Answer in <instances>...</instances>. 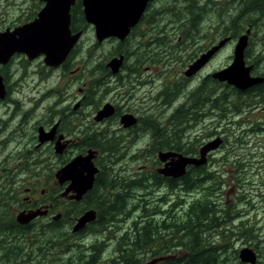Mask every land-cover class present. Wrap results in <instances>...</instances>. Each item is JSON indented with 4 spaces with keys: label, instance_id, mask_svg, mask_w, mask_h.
Listing matches in <instances>:
<instances>
[{
    "label": "rangeland",
    "instance_id": "rangeland-1",
    "mask_svg": "<svg viewBox=\"0 0 264 264\" xmlns=\"http://www.w3.org/2000/svg\"><path fill=\"white\" fill-rule=\"evenodd\" d=\"M187 1L179 0L176 5L177 7H174V10L169 12V16L164 15L163 19V22H166L168 35L162 40L165 43L162 48L165 47L169 50V44L172 47L168 57L169 59L171 56L175 58L174 62L177 64V69H172V73L176 75L174 79L178 81L172 83V78L171 82L169 80L168 84L164 86V78L166 77L167 80L169 68L160 66V63L157 62L159 60L155 59L151 61L155 67L152 69V72L149 71L151 78H154L155 81L148 82L145 86L147 90L145 88L142 89L145 92V96L149 95V90L153 91V95L151 96H156L159 89L165 88L168 92L169 88L173 87V92H170L171 100H173L170 103L171 106L166 107L158 98H152L150 101L147 99L151 107L150 111L146 113L155 117L152 120L160 116L153 113L161 112V116L165 119L178 107V110L187 109L188 107L181 108L180 106L192 102V94L199 90L202 76L210 72L213 74L222 70L229 63H232L237 40L247 30H250V33L248 45L245 49L246 64L252 67L251 75L254 77H258V73L264 71V13L259 9L250 11L245 9L247 4L252 0H195L196 4L203 8L202 11L200 10V13L198 8L191 7L192 10H190L187 6ZM257 2L259 1L257 0ZM40 9L41 2L39 0H0V23L6 26L10 24L13 26L22 24L27 19L36 16ZM240 9L244 10L242 15L239 13ZM159 18L160 15L157 19ZM239 20L242 22L239 23ZM248 20L250 21L248 22ZM238 27H240V31L236 33L234 30ZM230 30L232 35L237 39L228 42L198 76L186 80L184 72L187 71V65L191 60L193 51L199 50L200 52L206 50L214 42H220L221 39H225L224 34H228ZM179 38L183 41L177 40ZM95 43V35L92 29H89L71 65L72 68L82 65L84 72L81 74L72 75L70 71L63 73L62 69L48 70L42 66V59L32 62L30 66H27V71L15 69V80L11 82L13 85L11 95L13 97L9 102L0 101V178L3 174H8L10 177V180L7 182H0V195L4 197V202L7 204L15 201V199L12 200L11 195L7 194L6 188L9 186L8 182H12V185L20 188L21 198L28 196L26 187L37 188L32 193H35V197L44 198L45 196L42 194L43 186L46 190H52L57 184L55 172L59 169L65 156L62 157L60 154H56L54 149L49 146L45 148L35 147L37 144V124L45 123L49 120L50 116L55 115L60 109L69 104L70 100H73V97H78L80 87L90 88L92 86L90 85L91 81L97 80V75L94 72L95 67L97 68L109 62L115 51L116 44L112 45V42L108 41L96 45ZM89 54H92V56H88ZM158 57L156 56V58ZM256 58H258V61ZM13 67L15 68V66ZM99 74L101 76L102 72H99ZM162 76L165 77L163 78ZM115 92L116 90L108 93H97L98 95L94 99L99 101L98 105H102L105 102L102 100L111 98L115 95ZM199 93L200 91L194 94L193 100L200 98V102L204 100L209 101L205 95L201 96L202 92ZM212 97L214 103H216V95L214 94ZM228 102L229 104L226 105L228 106L227 113L223 114L225 116H221V111L215 109V112L211 113L210 117L206 120L205 118L208 114L197 123L190 121L189 124L196 127L195 129L194 127L188 128L184 136L186 141H192L196 136L199 138L200 134L212 131L214 126H217V123L221 122L223 124L222 127L218 125L219 129H217L216 133L222 135L225 131L223 136L227 138V145L221 150L212 153L211 157L208 158V164L211 163L209 166L211 168L214 166L215 170L219 173L221 172L225 176H221V180L227 182L219 192L218 197L222 202L226 198L225 191L229 192V199L235 198V193L233 194L232 188H229L231 186L230 176L232 177V181L234 179V170L231 168L234 161L242 163V169L239 174L244 175L242 181L244 182V186L239 192L243 200L240 204L239 202L235 204L239 212L235 214L232 224L233 227L242 228L245 235L243 233L239 234L241 230L234 228L232 230V234L234 235L230 237L228 243H231L233 248L238 250L245 246L253 248L257 253V264H264V111H262L264 102L257 103L255 101L250 106L239 104L240 108L237 112L234 110L235 105L231 103V100ZM120 104L123 105L122 103ZM85 110L89 115L88 120H92L91 113L94 107L90 105ZM174 114H172L173 119ZM157 120L161 123L160 117ZM149 141L150 138L146 137L141 141L139 147L143 148L144 144ZM156 145L146 150L135 148L130 151H122L123 159H121V164L118 165L119 170L117 171L130 177L155 170L154 166L157 164L156 160H158ZM222 159L223 163H217V161ZM146 165L147 167L141 169L142 166ZM225 169H229V171ZM234 174L236 175V173ZM11 176H19L21 182L12 181ZM138 191L143 192L141 189ZM155 192H152V187L149 188L147 193L143 194L145 197L142 199L146 200L150 207L152 203L158 205L161 203L162 210L165 211L172 206L171 209L177 212H182L184 199L191 200L200 193L193 192L187 194L179 189L170 191L165 186L157 188ZM159 197L165 198V200L158 203ZM236 199L235 201H239V199ZM46 200H48L47 197ZM144 205L146 208L149 207L146 204H141L142 210H138L133 217H127L120 221L117 230L110 233L111 239L109 241H107L108 239L104 233L91 230L83 238L77 239V242H81L82 245L74 247L72 254L88 257L95 251L96 247H99L104 248L100 257L98 256L101 259L99 264H108V260L112 258L116 261H121L119 258L121 251L124 249L118 239L126 234L135 218L138 219V216L141 215L140 212L145 208ZM64 206L66 207V205L59 204L55 214L62 212ZM0 214H6L4 218L7 220L13 216H17L13 214L10 208L6 209V211L0 209ZM66 221L65 219L64 222ZM241 221L244 222L243 226L241 225ZM68 228L63 227V231H66ZM131 240H129V243ZM163 241L170 243L178 242L177 239H171L168 236ZM163 241L157 240L152 246L141 252V254L137 253V256L142 260L141 263L150 260L151 256H147L151 254V249L155 247L160 249ZM124 243L127 242L124 241ZM26 247L28 250L34 249L31 243L26 245ZM174 248L176 251L180 247L175 246ZM180 252H183L182 249H180ZM68 255L65 254V256ZM61 256L63 257V254ZM228 260L226 264H237L231 255L228 257ZM0 264H12V262H0ZM31 264H42V260L34 259Z\"/></svg>",
    "mask_w": 264,
    "mask_h": 264
},
{
    "label": "flooded vegetation",
    "instance_id": "flooded-vegetation-1",
    "mask_svg": "<svg viewBox=\"0 0 264 264\" xmlns=\"http://www.w3.org/2000/svg\"><path fill=\"white\" fill-rule=\"evenodd\" d=\"M136 1L142 6L141 13L133 17L132 24L127 27L126 30L128 31L127 33H124L125 35L122 33L123 31H118L119 33H112L110 31V33H106L107 35L105 34L106 36L103 35L102 37H99L94 23H91L87 20L86 14L84 12V1L75 0V3L72 5L70 10V30L71 35L78 34V37L66 59L58 66L47 64L46 53L41 51V48L29 49L23 45V47L11 49L3 58V60H6L5 62L2 59L0 61V76L2 77L5 90V95L0 97V101L9 102V100L13 97V95H11L13 87L11 82L15 80V69L27 71V66H30L32 62L40 61L42 59V66H44V68L52 71L55 69H62L63 73L70 71L72 75H76L77 73L81 74L84 72L82 65L76 66L75 68H72L71 65L72 60L76 58L80 44L89 29H92V32L95 35V45L104 41L112 42V45H114V43L116 44L114 49L115 51L109 62L113 58L122 59V62L116 71L113 70V67L109 64V62L97 68L95 67L94 72L97 75V80L91 81L90 85L92 86L90 88L80 87V94L78 97H73V100H70L69 104L60 109L55 115L50 116L48 118L49 120L45 123L37 124V144L35 147L45 148L46 146H49L54 149L56 154H60L62 157L65 156V159L60 164L59 169L68 164L74 157L86 155L89 150L95 151L94 157L92 159L93 166L95 167L92 186L83 193L80 199H77L76 191L71 189L69 192H67V188L70 187L72 180L67 179L63 183L58 181L56 174L59 169H57L55 172L57 184L52 190H46L43 186L42 194L45 196L44 198L35 197V193L32 192L37 188L34 187H26L28 196L21 198L19 190L20 188L18 186L12 185V182L7 183L9 186L6 184V190L7 194L11 195L12 200L15 199V201H11L9 204H7L4 202V197L0 195V209H3V211H6V209L10 208L14 215H18L23 211L38 209L43 212V214L37 215L36 218L27 223L19 222L17 216L13 217L17 226H20L24 230L32 231L30 234H25L24 237L28 239L33 238V240H35L34 246L36 258L41 259L42 264H65L67 260L66 258L69 257L71 253V249L82 245L81 242H77V239L83 238L91 230L104 233L105 237L108 239L107 241L111 239L110 233L117 230V227L120 225V218L114 217L105 223L100 217L101 215H99L98 209L91 204L95 203V206H101L104 198H107L108 196L113 197L116 195L117 184L114 180L112 183H109L107 176L114 174L117 170H119L118 165L121 164V159H123L121 158L119 152L130 151L135 148L146 150L158 144L156 145L158 153L159 151L180 152L188 149H196L197 154L186 155L199 157L201 156L200 152L204 145L213 143L216 140H220L219 145L216 148L208 151L206 154L205 163L208 164V158L211 157V154L221 150L227 145V138L223 136L225 131L222 135L216 133L217 129H219L218 125L220 127L223 126L221 122L217 123V126H214V128L212 126V131H206L205 133L200 134L199 138L196 136L192 141H186L184 136L185 131L188 128L194 127L195 129L196 127L189 124L190 121L197 123L201 118H204L206 114H208L205 118L206 120L208 117H210L211 113L215 112L216 103H214L212 96L214 94L216 95L215 81L217 78H214L211 72L204 74L201 78V83H203L201 87L205 89L204 92H211L212 96L206 98L209 99L210 104L209 101L204 100L203 102H200V99L196 98L190 104H183L180 106L181 108H192H190L191 113L188 116L187 121H185L183 127L177 130V133L172 114L175 113L173 117L176 118L179 115V111L181 110H178L179 107L165 119H163V116H161V112H150L154 115H160L158 117H160L161 123L157 120L158 117L155 120H152V118L154 119L155 117L146 113L150 111L151 106L148 104V101L152 100V98L160 99L162 104L166 105V107L169 106L173 101L171 100L172 97L170 95V92H173L172 86L169 88L168 92L165 88L159 89L156 96H151L153 95L152 90H149V95L145 96V92H143L142 89H146L145 86L148 84V82L155 81L154 78H151V74H149V71L152 72V69L155 67L151 63V61H154L155 59L159 60L157 62L160 63V66L169 68V73L167 72V80L165 76H162L163 78L165 77L164 86L168 84L169 80L171 82L172 78V83L178 81L174 79L176 75L172 73V69H177V64L174 62L175 58L174 56H171L170 59L168 57L172 47L169 44V50L165 47L162 48V46L165 45L162 40L168 35L166 22H163L164 15L169 16V12H172L174 7H177L176 5L179 0ZM168 1L169 3H167ZM39 2H41V9L37 12L36 16L29 18L22 24L16 26L11 24L6 26L3 23H0V33H8L9 31L11 34H13V31L16 28L24 26L25 24H28L29 22H32L34 19H36L39 12L46 5L45 0H39ZM187 2L188 7L196 8L198 6L195 0H188ZM156 10H158L160 13ZM159 15L160 18L157 19ZM228 34H224L225 38H229L228 42L237 39L232 35L231 30ZM13 35V38H20L18 34ZM177 40L180 42L183 41L181 38ZM168 43H166V45H168ZM218 43L219 42H214L212 46L206 50H210ZM226 44L217 52H215L202 68L192 74H187V71L191 68V66L201 57L202 54L206 53V50L200 52L199 50H194L191 60L187 65V71L184 72L186 76L185 79L190 80L198 76L201 71L205 69L207 64L213 59V57L226 46ZM88 56H92V54H89ZM156 56L159 57L156 58ZM19 58H21V60H19ZM228 65H230V63ZM13 66H15V68ZM225 67L226 66H224V68ZM99 72H102L103 75H98ZM182 78L184 79L183 76ZM225 82L230 84L228 81ZM100 89L102 90L100 91ZM114 90H116L115 95H113L111 98L103 99L102 101L105 102L102 105H98L99 101L95 100L94 98L99 93H108L111 91L114 92ZM228 94L229 95L226 97V102L231 100V94ZM147 99L149 100L147 101ZM107 104L110 105L108 107H111L112 110L107 115H102V118L98 119L99 111ZM227 104H229V102L226 103V105ZM90 105L94 107V110L91 113L92 120H88V112H85V109H87ZM227 108L228 106H226V111L224 114L227 113ZM262 111H264V107L262 108ZM221 116L225 115L222 113ZM146 137H149L150 141L145 143L143 148L139 147L141 141ZM170 140L172 141L170 142ZM57 148H62V152L58 153ZM111 149L119 151L118 154L114 155V152L109 154V152L112 151ZM156 162L157 164L154 166V169L160 173L158 169L164 166L165 162L161 161L159 157ZM217 163H223V159L217 161ZM145 167H147V165L142 166L141 169H144ZM212 168H214V170L216 169L214 166ZM81 169L82 168L79 167V170ZM225 170L229 171V169ZM149 172H143L138 174V176L147 174ZM11 177L12 181L21 182L19 176ZM164 178L166 177L164 176ZM8 180H10L8 174H3V176L0 178V182H7ZM105 182H107L108 185H106ZM231 188L232 193L236 194L235 186L232 185ZM227 192L225 191V193ZM146 193L147 192L145 191L142 193L140 191H134L129 194V196L133 198L130 202L132 216L135 215L138 210H142L141 204H143V200L141 201V199L143 198V194ZM46 197L48 200H46ZM226 198V203L235 201V198L229 199L228 196H226ZM59 204L66 205V207L64 206V210H62V212L55 214L56 208L59 206ZM77 209L78 211L75 212ZM88 210L95 211V218L90 222H87L82 228L74 230L77 219ZM74 212L75 214H73ZM108 212L110 211L108 210ZM65 219L67 220L66 222H64ZM136 220L138 219L135 218L134 221ZM2 226L7 227V225ZM57 226H60L59 231L56 230ZM63 227L69 228L66 231H63ZM20 236L21 235H19V237ZM96 250L101 253L104 248L96 247L95 251ZM62 254L63 257L61 256ZM65 254L69 255L65 256ZM112 262H114L112 259L108 260V264H111Z\"/></svg>",
    "mask_w": 264,
    "mask_h": 264
},
{
    "label": "trees",
    "instance_id": "trees-1",
    "mask_svg": "<svg viewBox=\"0 0 264 264\" xmlns=\"http://www.w3.org/2000/svg\"><path fill=\"white\" fill-rule=\"evenodd\" d=\"M258 1L259 2H257V0H252L247 4L245 9H247V11L259 9L264 13V0ZM189 8L192 10L191 7ZM196 8H198L199 13L200 10L202 11L203 9L199 6ZM239 13L242 15L244 10L240 9ZM249 21L250 20H248V22ZM241 22L242 21L239 20V23ZM234 31L238 33L240 27L236 28ZM256 60L258 61V58H256ZM258 74V77H261L262 80L244 90L237 88L235 85L228 84L227 82H220V80L217 79L215 81L216 109L221 110L223 114L225 113L226 97L229 95L228 93L231 94V103L235 105L234 110L236 112L240 108L239 104L250 106L255 103V101L257 103L261 101L264 102V71ZM202 84L203 83L200 84L201 96L205 95L206 98H209L212 96L211 92H204L205 89L201 87ZM220 89L221 91H219ZM194 94L196 93L192 94V102L195 97ZM190 108L180 110L179 115L176 118L174 117L173 121L176 133L179 128L183 127L185 121H187L191 113ZM260 128L262 127L260 126ZM171 141L172 140H170V142ZM112 152L116 155L119 151L112 150L109 154ZM180 152L187 155L197 154L196 149H188ZM119 153L122 158L123 152L121 151ZM231 168L234 170V173H236V175L233 173V181L230 176L231 186H235L236 194L234 196L239 199V201L231 203L225 202L227 198L222 202L218 197L221 188L224 184H227V182L221 180V176H225L206 163L188 165L185 173L177 177L166 176L162 173H158L156 170H152L147 174L130 177L119 171H116L114 174L110 173L111 175H108L107 179L109 183H112L113 180L116 182V195L104 198L101 206H95V203L91 204L98 209L99 215H101L100 217L105 223L114 217L120 218V221L127 217H133L134 215L132 216L130 206V202L133 198H131L129 194L139 189L147 192V190L152 187V192L156 193L155 190L157 191V188L165 186L170 191L179 189L187 194L200 192L198 196L193 197L191 200L184 199L182 212L171 209L172 206L165 211L162 210V204L160 202L165 200V198L162 197L158 199L159 205L152 203L151 207L146 200L142 199L143 204L149 207L146 208L144 205L145 208L140 212L141 215L138 216V220L134 221L133 224L130 225L129 230L126 231V234L118 239L124 249L121 251L119 258L121 261H116L112 258L114 262L111 264H141L142 260L137 256V253L141 254V252L148 249L157 240H166V236L171 237V239H177L178 242L170 243L163 241L160 245V249L156 247L151 249V254L147 256H151V259L167 256L166 259L159 261L157 264H226L229 261L228 257L230 255L233 256L235 263L248 264L240 258L241 249H235L231 243H228L230 237L234 235L232 234L234 228L241 230L239 234L243 233L242 228L233 227L232 224L235 214L239 212L235 204L237 202L240 204L243 200L241 193L239 194L240 189L244 186V182H242L244 175L239 174L242 169V163L240 161H234ZM164 176L166 178H164ZM105 184L108 185L107 182H105ZM231 186L229 188H231ZM225 194L227 196V193ZM144 197L145 196H143V198ZM108 210L110 212H108ZM77 211L78 209L75 210V212ZM75 212L73 214H75ZM4 216H6V214H0V262H12V264L33 263V260L37 259L34 246L35 240H33V238L28 239L24 237L25 234H30L32 231L24 230L20 226H17L13 219L14 216L8 220L2 218ZM2 225H7V227H3ZM241 225L243 226L244 222L241 221ZM59 229L60 226H57L56 230L59 231ZM19 235L21 236L19 237ZM243 235H245V233H243ZM130 239L132 240L129 243ZM124 241L127 243H124ZM30 243L34 247L33 250H28L26 247V245ZM175 246H179L180 248L175 251ZM73 249L74 248L71 249L69 257L66 258L65 264H99L101 253H99L98 250L86 257L72 254ZM180 249H182L183 252H180Z\"/></svg>",
    "mask_w": 264,
    "mask_h": 264
},
{
    "label": "water",
    "instance_id": "water-1",
    "mask_svg": "<svg viewBox=\"0 0 264 264\" xmlns=\"http://www.w3.org/2000/svg\"><path fill=\"white\" fill-rule=\"evenodd\" d=\"M45 1L46 5L39 12L36 19L13 31V34H18L20 36L19 39H16L15 37L13 38L12 36L14 35L9 31V34L7 32L0 33V61L1 59L3 60L11 49L23 46L29 49L41 48V51L46 53V62L48 65L58 66L66 59L78 37V34L71 35L70 30V10L75 3V0ZM83 1L87 20L94 23L99 37H102L106 33H110V31L112 33H119L118 31H123V34L127 33L128 30L126 29L132 24L133 17L139 15L142 9V6L136 0ZM249 33L250 30H247L246 33L239 36L235 45L232 63L222 70L213 73L214 78L224 82L228 81L230 84L235 85L240 89H247L262 80L261 77L252 76V67L247 66L246 64L245 49L248 45ZM228 40L229 38L221 40L218 44L214 45L213 48L202 54L187 71V74H192L198 71L215 52L228 42ZM3 61L5 62L6 60ZM121 62V58H113L109 64L112 65L113 70L116 71ZM4 95V84L2 82V77L0 76V97H3ZM108 106L110 105H105L99 111L98 119L102 118V115L110 113L112 109ZM219 143L220 140H216L213 143L204 145L201 149L200 157L186 156L183 153L174 151H159V159L165 162V165L159 168V172L166 176L177 177L183 175L189 164L200 165L205 163L208 151L216 148ZM57 152H62V148H57ZM94 154V150H89L86 155L74 157L68 164L64 165L57 171L56 176L61 183L67 179L72 180L70 187L67 188V192L71 189L76 191L77 199H80L83 193L92 186L95 172V167L92 162ZM79 167L82 169L79 170ZM227 195H229L228 192ZM39 214H43L40 209L23 211L17 215V219L21 223H27L36 218ZM95 216L96 213L94 210L86 211L77 219L74 230L82 228L87 222L93 220ZM166 258L167 256L156 257L142 264H157L159 261ZM240 258L242 261L251 264H256L257 262V254L255 250L249 247L241 249Z\"/></svg>",
    "mask_w": 264,
    "mask_h": 264
},
{
    "label": "bare ground",
    "instance_id": "bare-ground-1",
    "mask_svg": "<svg viewBox=\"0 0 264 264\" xmlns=\"http://www.w3.org/2000/svg\"><path fill=\"white\" fill-rule=\"evenodd\" d=\"M109 187H110V186H109ZM112 191H113V190H112ZM112 191H111V192H112ZM113 195H114V194H113Z\"/></svg>",
    "mask_w": 264,
    "mask_h": 264
}]
</instances>
